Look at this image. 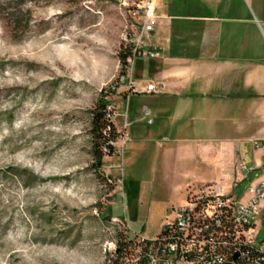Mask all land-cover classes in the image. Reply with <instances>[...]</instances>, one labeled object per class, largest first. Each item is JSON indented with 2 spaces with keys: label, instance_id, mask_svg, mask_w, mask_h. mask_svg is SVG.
I'll use <instances>...</instances> for the list:
<instances>
[{
  "label": "rangeland",
  "instance_id": "374dc122",
  "mask_svg": "<svg viewBox=\"0 0 264 264\" xmlns=\"http://www.w3.org/2000/svg\"><path fill=\"white\" fill-rule=\"evenodd\" d=\"M144 2L0 0V264H117L110 244L118 230L153 239L192 194L213 186L229 193L231 162H221L219 179L205 164L200 185L186 188L192 178L173 157L161 164L165 129L157 120L132 123L150 98L132 96L120 55L131 51ZM145 67L137 59L133 74ZM101 98L121 136L94 172L90 112ZM250 116L262 122L264 104ZM239 157L246 175L248 144ZM247 183L234 191L236 203ZM263 242L264 212L256 248Z\"/></svg>",
  "mask_w": 264,
  "mask_h": 264
},
{
  "label": "crops",
  "instance_id": "0c3cea01",
  "mask_svg": "<svg viewBox=\"0 0 264 264\" xmlns=\"http://www.w3.org/2000/svg\"><path fill=\"white\" fill-rule=\"evenodd\" d=\"M263 3L157 0V24L147 50L158 57L142 59L146 70L137 75L135 60L126 81L127 87L131 83L136 88L133 97L150 98L140 103V115L132 123L149 119L151 126L157 120L165 129L164 143H158L161 164L168 166L166 159L173 157L176 170L192 178L187 188L200 185L196 174L205 164L219 179L227 171L221 162H231L227 194L234 202V191L244 181L248 183L240 202L247 200L248 186L264 167V148L253 145L264 142V117L259 123L250 116L256 103L264 104V34L259 28L264 25ZM148 85L155 86L157 93H144ZM242 143L249 145L252 155L246 175L239 157ZM255 171L258 176L249 181Z\"/></svg>",
  "mask_w": 264,
  "mask_h": 264
},
{
  "label": "built area",
  "instance_id": "2783aa9c",
  "mask_svg": "<svg viewBox=\"0 0 264 264\" xmlns=\"http://www.w3.org/2000/svg\"><path fill=\"white\" fill-rule=\"evenodd\" d=\"M141 9L142 23L127 60L128 68L137 59L158 57L147 50V41L157 24L155 3L146 0ZM259 28L264 34V25ZM128 90L135 93L136 88L129 83ZM143 92L155 94L157 88L148 85ZM148 115L147 111L143 112V118ZM253 145L255 149L264 148V142ZM246 195L245 202L236 203L218 186L199 190L186 198L175 218L161 228L158 236L153 239L134 236L138 244L134 258H121L118 264H264V242L256 248L264 212V168L248 186ZM252 218L255 221L250 223ZM112 223L117 222L112 220ZM145 241L149 244H144ZM110 245L114 253L115 241ZM252 250L257 252L256 257H250ZM236 253L239 258L233 261Z\"/></svg>",
  "mask_w": 264,
  "mask_h": 264
},
{
  "label": "trees",
  "instance_id": "16d2710c",
  "mask_svg": "<svg viewBox=\"0 0 264 264\" xmlns=\"http://www.w3.org/2000/svg\"><path fill=\"white\" fill-rule=\"evenodd\" d=\"M130 56L131 51H127L126 53L120 55V62L123 67H128L127 60ZM113 111L114 108H111L110 104H108L104 98H101L97 101L94 109L90 112V156L92 160L91 167L94 172H98V170L102 167V160L105 156H112L116 152L114 143L121 136V134L116 131L112 121ZM114 241L116 249L113 254L117 259V264L121 258L127 256L128 252L134 251L138 247L136 238H129L125 230L122 232L118 230ZM144 244L149 243L145 241ZM143 246V244L140 245L141 248H144ZM249 255L250 257H256L257 252L252 250Z\"/></svg>",
  "mask_w": 264,
  "mask_h": 264
},
{
  "label": "water",
  "instance_id": "95a60500",
  "mask_svg": "<svg viewBox=\"0 0 264 264\" xmlns=\"http://www.w3.org/2000/svg\"><path fill=\"white\" fill-rule=\"evenodd\" d=\"M263 168H264V167H263ZM238 258H239V255L236 253V254L233 256V261H236Z\"/></svg>",
  "mask_w": 264,
  "mask_h": 264
}]
</instances>
